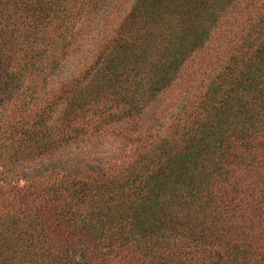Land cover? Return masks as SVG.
<instances>
[{
	"label": "trees",
	"instance_id": "16d2710c",
	"mask_svg": "<svg viewBox=\"0 0 264 264\" xmlns=\"http://www.w3.org/2000/svg\"><path fill=\"white\" fill-rule=\"evenodd\" d=\"M0 264H264V0H0Z\"/></svg>",
	"mask_w": 264,
	"mask_h": 264
}]
</instances>
